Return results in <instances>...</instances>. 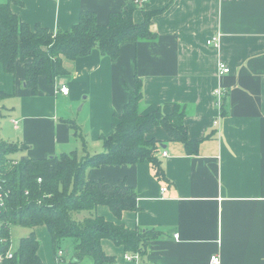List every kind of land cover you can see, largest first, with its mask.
<instances>
[{
  "label": "crops",
  "instance_id": "obj_1",
  "mask_svg": "<svg viewBox=\"0 0 264 264\" xmlns=\"http://www.w3.org/2000/svg\"><path fill=\"white\" fill-rule=\"evenodd\" d=\"M20 1L23 5H12L14 13L55 34L70 31L82 12H94L106 24L112 14L136 3ZM137 6V24L144 21L143 9L162 11L153 19L155 39L124 44L116 62L97 49L76 61L65 59L69 75L53 85L40 78L37 96L24 86V64L15 74L0 64V89L7 94L0 139L24 146L19 155L32 159L72 151L83 157L71 120L88 155L102 153L101 136L113 132L114 114L122 112L137 75L143 83V114L171 115L175 105L181 106L189 138L200 145L191 155L162 127L148 135L159 142L166 181L155 176L149 162L87 171L90 181L116 186L126 180L137 193V211L117 219L108 207H99V216L130 229L160 232L138 263L128 261L123 247L111 241H103L105 253L116 258L113 264H210L215 255L221 264H264V0H146ZM217 34L220 46H208ZM220 62L231 70L222 77ZM62 86L70 88L69 96L58 93ZM218 88L227 92L224 112L216 104ZM74 104L81 105L82 120L67 115Z\"/></svg>",
  "mask_w": 264,
  "mask_h": 264
},
{
  "label": "trees",
  "instance_id": "obj_2",
  "mask_svg": "<svg viewBox=\"0 0 264 264\" xmlns=\"http://www.w3.org/2000/svg\"><path fill=\"white\" fill-rule=\"evenodd\" d=\"M23 5L20 0H0V64L4 71L15 74L17 65L24 64V86L34 96L39 94V79L44 77L50 85L59 77L69 75L64 60L76 61L91 55L97 49L112 62H116L126 43H140L157 37L153 19L162 11L142 10L144 21L135 23L137 3H130L117 14H112L106 24H100L94 12L85 11L70 31L50 32L40 24L31 26L14 13L12 5ZM128 101L121 113L115 112L113 132L101 136L103 152L88 155L87 144L79 133L75 121H68L83 143L86 155L77 151L45 159L15 156L24 146L9 144L0 139V187L4 206L0 208V264H45L40 256V241L35 230L45 227L58 257L64 240L74 239L73 262L86 259L91 264H113L116 258L103 250V241H111L123 247L127 254L144 257L149 242L157 239L156 230L130 229L115 224L97 214L99 207H108L117 219L125 212L137 211V193L126 180L116 186L105 180L90 181L89 169L102 166H131L149 162L155 176L166 181V173L159 159L161 150L155 138L148 139L157 127H162L171 140L182 143L189 154L199 150L200 142L189 138L185 125L186 111L175 105L171 115L160 110L143 114V83L134 76ZM7 94L0 89V122L5 117L1 102ZM224 112V108H223ZM88 212L81 219L79 214ZM14 226L32 230L12 251L11 230ZM9 252L12 258H7ZM64 253V251H63Z\"/></svg>",
  "mask_w": 264,
  "mask_h": 264
},
{
  "label": "rangeland",
  "instance_id": "obj_3",
  "mask_svg": "<svg viewBox=\"0 0 264 264\" xmlns=\"http://www.w3.org/2000/svg\"><path fill=\"white\" fill-rule=\"evenodd\" d=\"M84 97L82 98V100H84ZM60 106L64 107V105H60ZM80 109H81V105L76 106L74 104L72 106H69L68 109H66V112H67V115L71 117L72 119L75 118L76 120L79 118L82 120V117H81L82 112ZM79 141L82 143V140L79 139ZM15 157L20 159L21 155L17 154ZM79 216L81 217V219H83V218L88 217L89 213L81 212ZM27 232H29L28 229L22 228L19 226H14L12 228L11 230L12 251H17L19 249L21 240L29 236L27 235ZM35 233L37 235L38 240L40 241V256L43 262L45 264H57L58 261L56 262L57 259L54 256L53 244H52L51 238L48 235V232L45 229V227L37 228L35 230ZM75 242L76 241L74 239H67L63 241L60 248L66 253L65 260L61 262L59 261L58 264H71L75 260L74 259ZM84 262L85 264H91L90 260L88 259H86Z\"/></svg>",
  "mask_w": 264,
  "mask_h": 264
},
{
  "label": "built area",
  "instance_id": "obj_4",
  "mask_svg": "<svg viewBox=\"0 0 264 264\" xmlns=\"http://www.w3.org/2000/svg\"><path fill=\"white\" fill-rule=\"evenodd\" d=\"M145 1L146 0H136V3L139 4L140 6H142V4L145 3ZM220 41H221V35L217 34L216 36H213L211 39H209L207 41V45L208 46H214L215 48H218L220 46ZM230 72H231V70H230V68H228L226 66V64H224L223 62L219 63V66H218L219 76L222 77L223 75L229 74ZM58 93L63 95V96H69L70 88L68 86H62L58 90ZM226 95H227V92L223 88H218L215 91L216 104H217L219 110H221V111H222V108H223V105H224V102H225ZM14 123H15L14 124L15 128H17L18 127V122L14 121ZM163 155L167 156V153H164ZM165 190L166 189H163V191H165ZM3 206H4V196H3V193H2L1 187H0V208L3 207ZM175 238L179 239V235L176 234ZM63 256H64L63 251H60L59 254H58V257L62 258ZM12 257H13V253L9 252L8 255H7V258H12ZM125 257H126V259L128 261H132V262H135V263H138L140 258H141V256L139 254H135V255L127 254ZM2 260H3L2 257H0V262ZM210 264H221L220 256L219 255L213 256L211 258Z\"/></svg>",
  "mask_w": 264,
  "mask_h": 264
}]
</instances>
